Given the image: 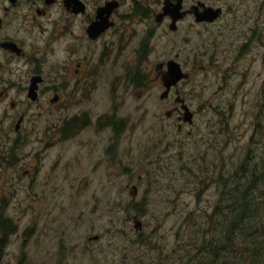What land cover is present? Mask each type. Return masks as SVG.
Wrapping results in <instances>:
<instances>
[{
    "label": "rangeland",
    "instance_id": "374dc122",
    "mask_svg": "<svg viewBox=\"0 0 264 264\" xmlns=\"http://www.w3.org/2000/svg\"><path fill=\"white\" fill-rule=\"evenodd\" d=\"M153 1H158L156 7L163 2ZM185 1L191 4L196 0ZM223 1L235 6L232 0ZM228 20L235 21L233 16ZM181 26L183 29L186 25ZM165 31L169 29H160V55L154 62L163 60L167 53V39L172 35ZM56 60L47 63V75ZM255 80L260 86L261 78ZM202 85L201 77H195L186 87L189 101V95H193L190 102L198 110L207 106L204 101L215 90L210 87L204 93ZM234 86L235 82L223 92L225 103L234 100ZM0 90H6L0 98V152L7 154L10 144L19 138L25 144L12 163L6 164L0 156V218H10L20 229L19 241L15 238L8 249L10 257L6 260L12 263H18L23 254L22 264H197L200 244L217 234L218 222L225 219L215 215L225 191L222 179H230L241 168L250 169L264 157V120L255 143L250 142L253 129L248 127V120L264 113L259 88V99L249 105L234 100L229 109L222 108L225 117L210 109L207 111L213 113L212 118L200 112L198 123L202 117L221 121L225 134L220 144H214L212 136L195 144L201 138L193 135L192 145L170 149L159 143L162 137L183 140L186 134L170 127L175 122L165 117L166 105H159L162 90L153 86L146 88L141 98L131 95L128 107H124L131 124L120 155L113 161V166H120L117 162L122 160L128 168L114 167L112 172L103 147L90 146V130L78 140L57 144L63 110L49 103L51 95L31 103L18 89L7 91L3 85ZM14 102L15 108L11 107ZM211 104L215 111L219 109L215 100ZM72 109L65 115L89 110V106L76 102ZM242 114L247 118L245 125L241 123L246 120ZM22 115L19 137L15 126ZM208 131L202 136L206 137ZM135 192L138 198L132 199ZM140 203L146 205L147 212L139 217L143 221L138 231L133 216ZM26 230L30 236L24 243ZM205 231L208 235H203Z\"/></svg>",
    "mask_w": 264,
    "mask_h": 264
},
{
    "label": "flooded vegetation",
    "instance_id": "af4514ba",
    "mask_svg": "<svg viewBox=\"0 0 264 264\" xmlns=\"http://www.w3.org/2000/svg\"><path fill=\"white\" fill-rule=\"evenodd\" d=\"M232 1L235 6L223 0H196L191 4L180 0L182 17L172 29V17L161 19V14L166 2L176 6L178 0L159 1L160 7L153 0H0V87L26 93L31 103L51 95L49 103L63 110L55 137L57 144L78 140L90 130L89 144L103 147L104 156L110 157V172L114 167H124L125 171L128 168L118 159L115 162L120 166H113L131 124L124 107H128L131 95L141 98L146 88L153 86L162 90L159 105H166L165 117L175 122L170 127L186 134L183 140L162 137L159 143L164 142L165 149L192 145L193 135L201 138L195 144L212 136L218 145L225 134L221 121L215 123L202 117L198 123L200 112L211 118L213 113L225 117L221 109H229L234 100L244 106L254 99L264 102V0ZM229 16L235 21L228 20ZM183 24L186 26L182 29ZM162 27H167L170 32L165 33L172 36L167 39L164 59L154 62L160 55ZM51 60H56L48 74L53 79L46 74ZM172 70L185 77L165 94L163 80ZM195 77H201L202 92L215 88L201 110L191 104L193 95H189V101L186 94V87ZM255 77L261 78L260 86ZM234 82V100L225 103L223 92ZM32 86L36 100L30 96ZM5 92L1 91L0 98ZM213 100L219 106L216 111ZM76 102L82 107L88 104L89 110L66 116L65 111H72ZM11 107H16L15 102ZM21 119L19 131L15 126L19 137L23 115L16 125ZM250 120V142L255 143L263 129L264 113ZM246 121L247 118L241 123L245 125ZM204 131H208L206 137L202 136ZM24 146L19 138L10 144L7 154L0 152V156L6 164L12 163ZM140 216L143 217L135 209L133 221ZM15 226L10 218H0V264H22L24 260L23 254L18 263L6 260L15 238L19 241L20 229ZM29 236L26 230L22 235L24 243Z\"/></svg>",
    "mask_w": 264,
    "mask_h": 264
},
{
    "label": "trees",
    "instance_id": "16d2710c",
    "mask_svg": "<svg viewBox=\"0 0 264 264\" xmlns=\"http://www.w3.org/2000/svg\"><path fill=\"white\" fill-rule=\"evenodd\" d=\"M222 180L225 191L215 215L225 219H219L217 234L212 232L200 244L197 264H264V157ZM135 209L142 215L147 212L145 204Z\"/></svg>",
    "mask_w": 264,
    "mask_h": 264
},
{
    "label": "water",
    "instance_id": "95a60500",
    "mask_svg": "<svg viewBox=\"0 0 264 264\" xmlns=\"http://www.w3.org/2000/svg\"><path fill=\"white\" fill-rule=\"evenodd\" d=\"M180 10H181V3H180V0H178V5L174 6L173 4L171 3H165V6H164V9H163V12L161 14V19H163L164 17L166 16H171L172 19H173V23H172V26L171 28L173 29L174 28V25H175V22L178 21L177 19H179L181 16L180 14ZM211 10V9H210ZM212 11V10H211ZM209 11V12H211ZM213 12V11H212ZM185 14V13H184ZM211 14L208 13L207 14V17H209ZM214 16V15H213ZM204 17V16H203ZM212 18V17H211ZM210 18V19H211ZM202 21V20H201ZM171 70V69H170ZM185 77V75L181 74L178 70L177 71H171V74L170 75H167L165 78H164V83H165V87H166V93H168V91L171 89L172 86H175L181 79H183ZM34 89L35 87L32 86L31 87V90H30V96H32V99L33 100H36L35 99V93H34ZM21 122H22V119L20 120V122L18 123L17 125V131H19V127L21 125ZM137 193H133L132 194V197L136 198V195ZM135 222V228L136 230L138 231H141L139 229L142 228V221H140L139 219H135L134 220ZM141 226V227H140ZM99 237H96V239H98Z\"/></svg>",
    "mask_w": 264,
    "mask_h": 264
}]
</instances>
